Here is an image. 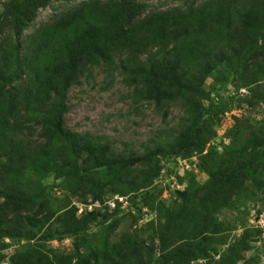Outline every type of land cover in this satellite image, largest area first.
<instances>
[{"label":"trees","instance_id":"16d2710c","mask_svg":"<svg viewBox=\"0 0 264 264\" xmlns=\"http://www.w3.org/2000/svg\"><path fill=\"white\" fill-rule=\"evenodd\" d=\"M50 1L5 0L0 11V264H258L248 253L262 228L247 223L245 205L263 204L264 117L234 116L227 143L211 141L226 111L264 104V0L163 10L82 0L22 42ZM94 66L118 71L133 101L153 102L163 119L179 104L174 133L126 153L67 127L68 91ZM227 83L233 101L220 95ZM195 156L177 175L184 188L160 199L163 161ZM143 209L152 214L143 226L114 237ZM64 238L68 250L50 244Z\"/></svg>","mask_w":264,"mask_h":264},{"label":"rangeland","instance_id":"374dc122","mask_svg":"<svg viewBox=\"0 0 264 264\" xmlns=\"http://www.w3.org/2000/svg\"><path fill=\"white\" fill-rule=\"evenodd\" d=\"M5 0H0V11ZM82 0H51L45 7L39 8L36 17L23 31L20 40L24 42L28 35L37 27L52 19L54 15L64 12ZM203 0H194L195 4H199ZM190 0H147L149 9H168L175 6H183ZM122 75L118 71L109 72L102 66H94L91 71L84 70L80 77V82L73 84L68 91L69 110L65 114V124L67 127L82 132L99 135L103 140H109L118 150L128 152L133 149L137 152L142 151L143 145L154 146L156 141L151 140L155 137L157 140H163L166 135L174 133V129L179 123L182 116V108L177 103H173L168 108V115L162 118V108L153 102L144 103L133 101L130 96L131 88L122 80ZM212 79L208 78L204 84V89L211 88ZM239 92L246 93L244 89ZM214 92L212 93L213 96ZM220 95L224 101H233L236 94L232 83H227L224 89L220 90ZM231 96V97H230ZM233 103V102H232ZM207 104V102H205ZM232 106L234 104H231ZM234 116H249L253 121L264 117V104H261L256 110H248L246 106L241 109L232 107L226 111L222 117L220 124L216 128L217 135L211 141L212 144H218L221 140L227 143L224 138V132L234 124ZM36 137V134L33 136ZM196 156L190 159L173 157L165 159L164 169L161 176L155 181V187L160 190V199L169 200V197L177 189H183L184 183H179L177 175L185 174V171L191 170ZM197 180L200 182L206 179L203 172L194 170ZM47 182H52V178H47ZM58 194V191H56ZM114 196L113 198H116ZM263 204L249 206V214L247 215V223L253 227L262 228V234L259 241L254 243L253 249L249 255H258L257 263L264 264V195ZM108 199L107 203L110 207L114 206V199ZM122 201V208L127 207L125 199L118 197ZM78 213L85 205L76 203ZM94 205H86V208H92ZM95 206H100L95 204ZM259 210V211H258ZM143 218L136 224H131V216L127 215L122 223L117 227L114 237H117L122 230H133L139 228L142 224L150 219L152 214L146 209ZM142 225V226H143ZM142 229L141 234L145 236L146 231ZM241 229L236 230L235 234H239ZM52 246L61 250H68L71 247V240L64 238L62 240H54L50 243ZM13 248H9L8 252H12Z\"/></svg>","mask_w":264,"mask_h":264},{"label":"built area","instance_id":"2783aa9c","mask_svg":"<svg viewBox=\"0 0 264 264\" xmlns=\"http://www.w3.org/2000/svg\"><path fill=\"white\" fill-rule=\"evenodd\" d=\"M89 209H90V207H89Z\"/></svg>","mask_w":264,"mask_h":264}]
</instances>
